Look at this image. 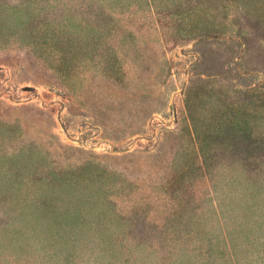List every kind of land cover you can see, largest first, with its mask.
Returning a JSON list of instances; mask_svg holds the SVG:
<instances>
[{
    "label": "rangeland",
    "instance_id": "rangeland-1",
    "mask_svg": "<svg viewBox=\"0 0 264 264\" xmlns=\"http://www.w3.org/2000/svg\"><path fill=\"white\" fill-rule=\"evenodd\" d=\"M0 264H264V0H0Z\"/></svg>",
    "mask_w": 264,
    "mask_h": 264
}]
</instances>
